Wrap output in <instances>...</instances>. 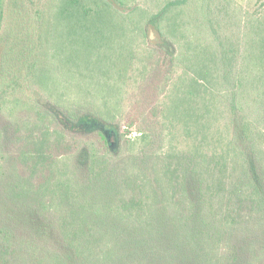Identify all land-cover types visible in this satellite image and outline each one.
<instances>
[{"label": "rangeland", "instance_id": "374dc122", "mask_svg": "<svg viewBox=\"0 0 264 264\" xmlns=\"http://www.w3.org/2000/svg\"><path fill=\"white\" fill-rule=\"evenodd\" d=\"M263 15L264 0H0V85L18 34L37 65L24 92H0V264H264V190L230 201L219 166L244 116L253 136L264 125L237 86ZM186 27L220 72L214 123L186 116ZM55 108L106 115L119 145L62 130ZM243 151L235 173L264 174Z\"/></svg>", "mask_w": 264, "mask_h": 264}, {"label": "trees", "instance_id": "16d2710c", "mask_svg": "<svg viewBox=\"0 0 264 264\" xmlns=\"http://www.w3.org/2000/svg\"><path fill=\"white\" fill-rule=\"evenodd\" d=\"M80 1L69 0V3L76 5ZM247 27H250V32L247 33L241 62L238 64L237 86L241 91L249 93L254 98L258 97L260 102L264 103V15L260 18L249 20ZM166 31H169V28ZM187 31L186 27V116L191 117L189 123L196 122L201 116H206L209 122L214 123L215 120L219 121V117L221 116V110L218 102H216L220 96V72L216 67L213 55L208 52L207 47L202 46V44L193 39L191 34H187ZM152 32L156 33L150 24L144 32L145 37L157 41L158 35H155V40L153 39ZM165 33L167 35L169 32ZM13 54L15 60L18 62V66L15 69L10 68L9 75H6L1 82L0 92L2 89L4 91L12 89L17 93L20 91L24 92L22 87L23 80L30 79V74H34L35 70H37V65L32 66L30 63L32 58L30 43L26 36L22 34L17 35ZM9 76L10 78L5 80ZM55 109L54 114L56 118L54 120L62 130L68 129L71 131L93 133L101 143L102 148L106 151L115 149V146L119 145V130L107 120L106 115L91 112L74 114L70 111ZM189 123L186 121V133L189 129V132L191 131ZM241 126V133L239 134L241 139L243 138V141L240 143L243 147L249 145L252 150L253 146H256L263 160L264 125L258 128L255 136L252 134L254 124L246 116H244ZM229 143L230 145H227L225 149L226 155H223V162L219 165H222L220 170L222 178L220 179L223 182L226 193L229 195V200L233 199L235 193L240 192H248L251 198L255 199V194L261 193L264 190V174L259 170L257 172L252 167H248L245 161V166H242L241 173L237 175L235 173L238 168L236 159L241 154L243 155L244 151L243 147H237V145H240L239 143ZM95 158V156L92 157V159ZM203 158L207 161L209 154L203 155ZM257 159L258 161L260 160L259 156ZM189 173L186 170V177L190 175ZM211 173L213 175V171ZM187 185L188 181L186 180ZM228 205L230 206V204ZM239 205L242 208L243 203Z\"/></svg>", "mask_w": 264, "mask_h": 264}]
</instances>
